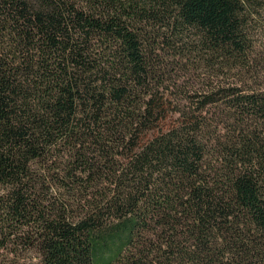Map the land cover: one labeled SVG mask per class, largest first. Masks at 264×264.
<instances>
[{"label": "trees", "instance_id": "1", "mask_svg": "<svg viewBox=\"0 0 264 264\" xmlns=\"http://www.w3.org/2000/svg\"><path fill=\"white\" fill-rule=\"evenodd\" d=\"M263 17L0 0V264H264Z\"/></svg>", "mask_w": 264, "mask_h": 264}, {"label": "rangeland", "instance_id": "2", "mask_svg": "<svg viewBox=\"0 0 264 264\" xmlns=\"http://www.w3.org/2000/svg\"><path fill=\"white\" fill-rule=\"evenodd\" d=\"M263 20H262V24H261V28H260V30H259V34H258V39H260L261 37H263L264 36V17L262 18Z\"/></svg>", "mask_w": 264, "mask_h": 264}]
</instances>
